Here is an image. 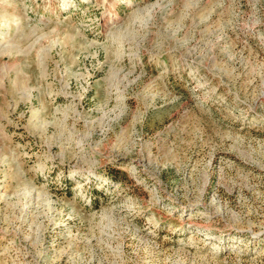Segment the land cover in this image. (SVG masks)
<instances>
[{"label":"rangeland","instance_id":"1","mask_svg":"<svg viewBox=\"0 0 264 264\" xmlns=\"http://www.w3.org/2000/svg\"><path fill=\"white\" fill-rule=\"evenodd\" d=\"M0 264H264V0H0Z\"/></svg>","mask_w":264,"mask_h":264}]
</instances>
